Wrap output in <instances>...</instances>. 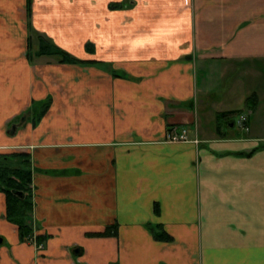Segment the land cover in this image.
Segmentation results:
<instances>
[{
    "label": "crops",
    "instance_id": "crops-1",
    "mask_svg": "<svg viewBox=\"0 0 264 264\" xmlns=\"http://www.w3.org/2000/svg\"><path fill=\"white\" fill-rule=\"evenodd\" d=\"M31 10L91 63L29 58L26 0H0V153L27 154L43 237L40 250L20 239L0 192V264H264V0ZM243 103L248 132L229 122ZM174 126L189 140H168Z\"/></svg>",
    "mask_w": 264,
    "mask_h": 264
},
{
    "label": "trees",
    "instance_id": "trees-1",
    "mask_svg": "<svg viewBox=\"0 0 264 264\" xmlns=\"http://www.w3.org/2000/svg\"><path fill=\"white\" fill-rule=\"evenodd\" d=\"M31 4L32 0H26L27 29L29 36L27 38V55L29 58L34 56L47 55L56 57L57 62L89 64L91 61L81 60L72 56L59 46H57L49 37L39 33L31 25ZM116 4H113L115 6ZM35 37L37 48L32 49V41ZM85 48L90 51L91 43H86ZM50 105V99L35 101L28 109L33 113V124L44 115ZM27 116V114H25ZM22 115H20L18 121ZM17 121V122H18ZM13 126V124H11ZM32 173L29 166L27 154L20 152L0 153V192L5 195V219L14 224L18 229L19 237L22 241L29 242L36 233L32 221ZM160 239H168L164 234L156 235ZM37 242H43V237L35 234Z\"/></svg>",
    "mask_w": 264,
    "mask_h": 264
},
{
    "label": "built area",
    "instance_id": "built-area-1",
    "mask_svg": "<svg viewBox=\"0 0 264 264\" xmlns=\"http://www.w3.org/2000/svg\"><path fill=\"white\" fill-rule=\"evenodd\" d=\"M237 124L238 127H240V129L243 130L244 132L249 131L248 116L246 113L240 114L238 116ZM166 137L168 140L173 142L189 140L187 135V130L183 127H177V126L171 127L167 132ZM29 242H32L37 250H40L43 247V242H37L35 240V234L31 237Z\"/></svg>",
    "mask_w": 264,
    "mask_h": 264
},
{
    "label": "rangeland",
    "instance_id": "rangeland-1",
    "mask_svg": "<svg viewBox=\"0 0 264 264\" xmlns=\"http://www.w3.org/2000/svg\"><path fill=\"white\" fill-rule=\"evenodd\" d=\"M43 36L45 37V34H43ZM33 39V41H35L36 42V39H35V37H33L32 38ZM263 77H264V75H263ZM201 78V76L200 75H198V79H200ZM254 83H252L250 86H252ZM246 88H248V85L247 86H245V89ZM217 95H218V93H217ZM217 95L215 96V97H217ZM234 98L235 97H233L231 100H228V101H225V102H223L224 104H232V100H234ZM246 109V107H245V105H244V103L240 106V107H237V109H236V111H235V113H232V114H229L228 116H229V122H231L232 120H234V128L237 130V131H239V132H243V130H241L240 129V127H238V124H237V120H238V116L240 115V114H244V113H246L247 114V111L245 110ZM239 110H243V112H239ZM239 112V113H238ZM24 116H26L25 114H24ZM22 117V116H21ZM27 117V116H26ZM252 117H254V116H252ZM226 118V117H225ZM17 123H21V121H19V122H17ZM10 128H13V127H10ZM9 128V129H10ZM36 232V231H35ZM36 234V233H35ZM30 243H32V242H30ZM33 244V243H32Z\"/></svg>",
    "mask_w": 264,
    "mask_h": 264
},
{
    "label": "water",
    "instance_id": "water-1",
    "mask_svg": "<svg viewBox=\"0 0 264 264\" xmlns=\"http://www.w3.org/2000/svg\"><path fill=\"white\" fill-rule=\"evenodd\" d=\"M25 117H26V116L22 115V117L20 118V121H21V122H25V120H26ZM20 124H21V123H18L17 126L20 125ZM15 127H16V126H14V128H15Z\"/></svg>",
    "mask_w": 264,
    "mask_h": 264
}]
</instances>
